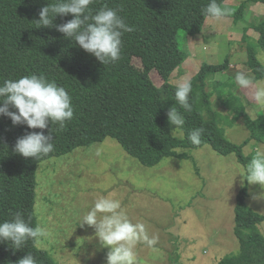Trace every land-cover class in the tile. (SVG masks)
<instances>
[{
    "label": "trees",
    "instance_id": "16d2710c",
    "mask_svg": "<svg viewBox=\"0 0 264 264\" xmlns=\"http://www.w3.org/2000/svg\"><path fill=\"white\" fill-rule=\"evenodd\" d=\"M57 2L0 0V86L5 80L43 76L66 89L74 109L72 120L66 121L63 128L50 122L43 130L30 129L26 124L13 125L10 117L0 115V223L12 220L19 212L29 226H38L34 205L39 163L108 137L115 138L146 166H154L170 156L188 158L187 151L178 149L206 144L221 154L234 153L247 166L253 155L245 154L243 148L251 140L264 141V113L255 118L248 114L233 76L226 80L215 78L218 72L230 69L229 56L221 63L203 62L190 77L191 111L176 102L178 85L170 81L171 74L188 56L187 37L203 31L209 17L203 10L211 0H94L89 6L91 14L110 7L134 28L122 36L120 59L108 65H102L55 27H39L36 22L40 10ZM216 2L225 11L222 17L232 18L238 24L247 17L251 3L264 0H244L239 5L226 0ZM73 18V14H58L53 25ZM250 26L260 32L256 41L247 34L248 26L243 34L248 41L247 65L257 82L264 77V64L258 58V50L264 48V18ZM180 30L186 32V48L180 44ZM137 59L140 63L135 62ZM154 72L161 75V85L153 80ZM214 96L233 114L232 118L215 108ZM3 99L0 97V106ZM172 107L184 120L179 130L182 135L175 133L176 126L168 120ZM9 110L17 111L11 105ZM240 118L250 130V136L241 144L230 141L223 126ZM199 128L204 129L201 144L194 145L188 136ZM33 131L51 133L54 145L49 155L38 160L14 151L17 139ZM248 194L246 185L239 191L235 205L234 233L239 250L223 256L217 264H264V234L260 229L264 214L248 205ZM28 254L36 264H59L47 250L37 246L36 240H28L19 250L8 242L0 243V264H16Z\"/></svg>",
    "mask_w": 264,
    "mask_h": 264
},
{
    "label": "rangeland",
    "instance_id": "374dc122",
    "mask_svg": "<svg viewBox=\"0 0 264 264\" xmlns=\"http://www.w3.org/2000/svg\"><path fill=\"white\" fill-rule=\"evenodd\" d=\"M242 1L226 0V3L239 5ZM247 11V17L238 24L226 17L206 19L200 34L215 30L221 37L219 46L213 44L208 51L204 48L206 43L197 39L200 34L187 37L180 30V44L183 48L187 46L189 53L171 74L170 81L176 85L188 81L207 59L210 63H221L226 56L231 61L234 54L237 56L232 69L230 66L228 72L217 73L215 78L235 79L240 72L253 78L254 73L247 65L244 27L248 26L247 34L252 40L259 38L260 32L250 24L264 18V3H251ZM258 58L264 64V48L258 50ZM135 62L140 63L138 59ZM152 78L158 85L163 83L157 72L152 73ZM257 85L264 86V77L250 88L238 86V94L243 96L252 118L264 113V105L248 94L254 93ZM213 103L220 112L233 117L216 96ZM223 126L226 137L234 143L241 144L250 136L242 118ZM175 133L182 135L180 131ZM178 151H187L189 157H165L154 166H146L126 152L115 138L108 137L40 162L34 213L38 226L47 234L36 239L37 246L47 250L59 264H107L110 248L101 246L94 228H81L78 222L95 200L106 197L119 200L133 222L144 223L149 235L158 237L152 247L143 243L136 246V264H217L223 256L237 252L239 241L234 233L237 195L247 185L248 205L264 214V188L240 176L246 166L234 153L221 154L210 144ZM243 151L254 156L256 151H264V141L251 140ZM260 229L264 234V222Z\"/></svg>",
    "mask_w": 264,
    "mask_h": 264
},
{
    "label": "clouds",
    "instance_id": "9594fccd",
    "mask_svg": "<svg viewBox=\"0 0 264 264\" xmlns=\"http://www.w3.org/2000/svg\"><path fill=\"white\" fill-rule=\"evenodd\" d=\"M93 3L94 0H58L40 10L36 23L39 27H55L65 37L74 39L102 65H108L120 59L122 36L134 31V28L110 7H103L96 14H91L89 6ZM203 12L217 19L225 15L216 0H211ZM58 14H73L74 18L62 25H53V19ZM235 81L241 88H250L254 83L244 72L237 73ZM191 92L190 81L179 83L175 90L176 102L188 111H191ZM0 97H4L0 115L10 117L13 125L26 124L30 129L43 130L51 122L63 128L65 122L72 120L74 115L71 97L66 89L54 81H46L43 76L30 75L17 80H5L3 86H0ZM253 98L258 104L264 105V86L255 87ZM9 105L17 111H10ZM167 115L170 125L176 126L178 131L182 130L184 120L177 109L172 107ZM203 132V128L195 129L188 139L192 144L200 145ZM51 140V133L45 135L43 131L28 132L17 139L14 151L23 157L38 160L54 150ZM240 176L248 183L259 184L264 188V151H256L244 174ZM78 222L81 228H94L101 246L110 248L107 264H136V246L143 243L152 247L158 240V237L149 235L144 223L133 222L116 199L102 197L95 200ZM46 234V230L40 226H29L19 212L12 220L0 223V243L8 242L15 250L22 249L28 240H36ZM16 264H36V260L28 254Z\"/></svg>",
    "mask_w": 264,
    "mask_h": 264
},
{
    "label": "crops",
    "instance_id": "0c3cea01",
    "mask_svg": "<svg viewBox=\"0 0 264 264\" xmlns=\"http://www.w3.org/2000/svg\"><path fill=\"white\" fill-rule=\"evenodd\" d=\"M208 20V19H207ZM207 20H206V22H207ZM205 27V26H204ZM201 35V37L199 36V34L198 35H196V37L197 36H199L197 39H199V38H201V44H202V42H204V43H206L205 45H204V48L208 51V49H210L211 48V45H215V46H219V39H221V37L219 36V34H217V33H215V30L214 31H211V32H209V33H205L204 35H202V34H200ZM218 39V40H217ZM219 41V42H218ZM199 45H200V43H199ZM212 49H213V47H212ZM209 55V57H210V55L211 54H208ZM236 56H237V54H234V55H232L231 56V61H230V66H231V69H232V61L236 58ZM205 62H211L210 61V59H207V61H205ZM226 72H228V71H226ZM218 73H220V72H218ZM224 73V72H223ZM218 76V75H217ZM217 79H219L218 77H216ZM227 79V78H226ZM226 79H220V80H226ZM245 89V88H244ZM243 89V90H244ZM249 96H250V98H253V92H250L249 91ZM253 100H254V98H253Z\"/></svg>",
    "mask_w": 264,
    "mask_h": 264
}]
</instances>
